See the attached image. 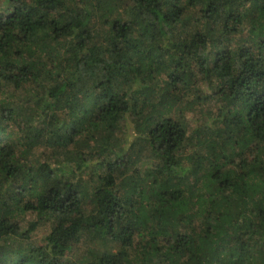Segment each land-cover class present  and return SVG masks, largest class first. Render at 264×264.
Segmentation results:
<instances>
[{
	"label": "trees",
	"instance_id": "16d2710c",
	"mask_svg": "<svg viewBox=\"0 0 264 264\" xmlns=\"http://www.w3.org/2000/svg\"><path fill=\"white\" fill-rule=\"evenodd\" d=\"M0 96V264H264V0H0Z\"/></svg>",
	"mask_w": 264,
	"mask_h": 264
},
{
	"label": "rangeland",
	"instance_id": "374dc122",
	"mask_svg": "<svg viewBox=\"0 0 264 264\" xmlns=\"http://www.w3.org/2000/svg\"><path fill=\"white\" fill-rule=\"evenodd\" d=\"M10 89H7V93H6V95H8V94H10ZM5 97H7V96H5ZM0 98H2V96H0ZM11 99V101H13V102H16V101H18V97H13V98H10ZM210 107H212L211 105H209ZM209 106L208 105H204V106H202V107H200V106H198L197 108H195L193 111H186L185 113H184V117L188 120V122H187V125H189V127L191 128V129H193L196 125H199V124H201V122L202 121H200L199 122V117H200V113H204L206 110H208L209 109ZM44 149H41V151H43ZM40 151V152H41ZM48 153V152H47ZM39 156H40V154H38ZM83 180H86V178L85 177H83ZM31 219H33L32 217H31ZM48 227L47 226H45V227H43V228H40L37 232H36V234L34 235V239L36 240V241H39L40 239H42L43 238V236H45L47 233H48Z\"/></svg>",
	"mask_w": 264,
	"mask_h": 264
}]
</instances>
